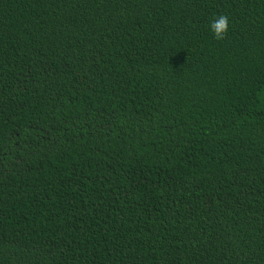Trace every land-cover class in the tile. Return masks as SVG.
<instances>
[{"label": "trees", "instance_id": "obj_1", "mask_svg": "<svg viewBox=\"0 0 264 264\" xmlns=\"http://www.w3.org/2000/svg\"><path fill=\"white\" fill-rule=\"evenodd\" d=\"M0 264H264V0H0Z\"/></svg>", "mask_w": 264, "mask_h": 264}, {"label": "clouds", "instance_id": "obj_2", "mask_svg": "<svg viewBox=\"0 0 264 264\" xmlns=\"http://www.w3.org/2000/svg\"><path fill=\"white\" fill-rule=\"evenodd\" d=\"M210 30L217 40L223 39L228 31L229 21L225 16H218L210 23Z\"/></svg>", "mask_w": 264, "mask_h": 264}]
</instances>
